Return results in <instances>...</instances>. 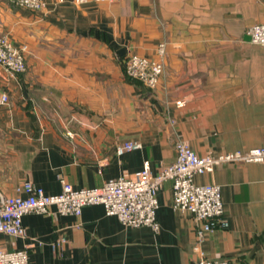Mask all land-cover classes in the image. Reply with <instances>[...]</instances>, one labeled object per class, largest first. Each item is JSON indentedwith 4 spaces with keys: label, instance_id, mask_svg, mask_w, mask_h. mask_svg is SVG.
<instances>
[{
    "label": "crops",
    "instance_id": "0c3cea01",
    "mask_svg": "<svg viewBox=\"0 0 264 264\" xmlns=\"http://www.w3.org/2000/svg\"><path fill=\"white\" fill-rule=\"evenodd\" d=\"M39 11L0 0V33L25 46L26 70L0 67V193L31 181L46 194L175 159L184 139L199 155L264 145V46L246 31L264 21V0H43ZM148 89L124 72L128 55L158 59ZM140 147L117 153L123 142ZM221 187L223 226L197 238V224L172 208L171 182L157 192L158 229L128 227L101 204L79 216L22 217L23 236L0 247L26 249L28 264H196L201 258L264 264V163L225 162L195 177ZM60 243L57 249L52 245Z\"/></svg>",
    "mask_w": 264,
    "mask_h": 264
},
{
    "label": "built area",
    "instance_id": "2783aa9c",
    "mask_svg": "<svg viewBox=\"0 0 264 264\" xmlns=\"http://www.w3.org/2000/svg\"><path fill=\"white\" fill-rule=\"evenodd\" d=\"M103 0H71L73 4ZM15 7L39 11L43 9V0H10ZM250 42L264 46V21L249 26L246 31ZM25 46L13 45L6 33H0V67L9 79L17 77L26 70ZM164 45H159V58L148 59L130 54L124 62L125 74L148 89L157 86L163 73ZM8 95L0 93V105L7 103ZM140 147L137 140L121 143L117 153ZM174 161L160 167L157 173L148 169L134 171L130 176H119L106 180L99 187L74 188L61 181L59 193L46 194L39 186L24 180L15 188L13 195L0 193V233L9 236H23L22 217L30 213L48 214L55 207L58 214L79 216L82 208L90 204H101L106 215L116 216L128 227L149 226L158 229L156 209L157 192L163 182H171L172 208L190 213L197 224V238L215 226H223V203L221 187L218 183L199 184L195 177L211 173L214 168L225 162H261L264 163V145L245 151H231L216 156L199 155L189 144L177 137L174 142ZM60 239L53 246L57 249ZM26 249L6 250L0 247V264H28ZM196 264H238L235 261L211 260L201 257Z\"/></svg>",
    "mask_w": 264,
    "mask_h": 264
},
{
    "label": "rangeland",
    "instance_id": "374dc122",
    "mask_svg": "<svg viewBox=\"0 0 264 264\" xmlns=\"http://www.w3.org/2000/svg\"><path fill=\"white\" fill-rule=\"evenodd\" d=\"M160 44H163V43H160ZM159 44V45H160ZM159 45H158V53H159ZM155 60V59H154ZM162 62H163V60H162ZM163 71H164V63H163Z\"/></svg>",
    "mask_w": 264,
    "mask_h": 264
},
{
    "label": "trees",
    "instance_id": "16d2710c",
    "mask_svg": "<svg viewBox=\"0 0 264 264\" xmlns=\"http://www.w3.org/2000/svg\"><path fill=\"white\" fill-rule=\"evenodd\" d=\"M125 69V68H124ZM128 77V76H127ZM129 79H132V78H130V77H128ZM133 80V79H132ZM135 80V79H134ZM137 81V80H136Z\"/></svg>",
    "mask_w": 264,
    "mask_h": 264
},
{
    "label": "water",
    "instance_id": "95a60500",
    "mask_svg": "<svg viewBox=\"0 0 264 264\" xmlns=\"http://www.w3.org/2000/svg\"><path fill=\"white\" fill-rule=\"evenodd\" d=\"M246 38H247V39H249V36H248V35H246Z\"/></svg>",
    "mask_w": 264,
    "mask_h": 264
}]
</instances>
